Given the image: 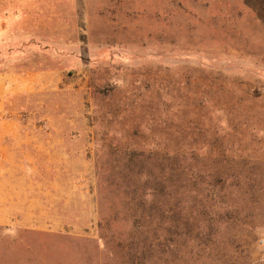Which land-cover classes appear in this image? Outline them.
<instances>
[{
  "label": "rangeland",
  "instance_id": "rangeland-1",
  "mask_svg": "<svg viewBox=\"0 0 264 264\" xmlns=\"http://www.w3.org/2000/svg\"><path fill=\"white\" fill-rule=\"evenodd\" d=\"M6 71L81 155L49 213L12 181L0 264H264V0H0Z\"/></svg>",
  "mask_w": 264,
  "mask_h": 264
},
{
  "label": "crops",
  "instance_id": "crops-1",
  "mask_svg": "<svg viewBox=\"0 0 264 264\" xmlns=\"http://www.w3.org/2000/svg\"><path fill=\"white\" fill-rule=\"evenodd\" d=\"M51 73L0 72V166L31 163L42 167L45 164V173L35 169L37 171L32 173V177L21 174L18 169L15 172L5 170V173L0 168V213L12 211L13 197L20 194L21 189L12 181L24 178L34 180L35 184L26 185L29 188L27 193L34 195L35 188L40 187L36 182L44 174L45 213L55 210L56 207L51 206L63 200L58 187L65 177L66 165L75 162L81 155L77 150L79 143L66 139L63 126L39 122L43 117L38 111H45V92L50 88L62 90L58 85L61 79ZM2 195L9 196L10 200L3 203Z\"/></svg>",
  "mask_w": 264,
  "mask_h": 264
}]
</instances>
